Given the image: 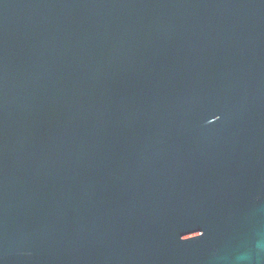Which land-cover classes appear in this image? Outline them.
I'll list each match as a JSON object with an SVG mask.
<instances>
[{"label":"water","instance_id":"water-1","mask_svg":"<svg viewBox=\"0 0 264 264\" xmlns=\"http://www.w3.org/2000/svg\"><path fill=\"white\" fill-rule=\"evenodd\" d=\"M0 264H264V0H0Z\"/></svg>","mask_w":264,"mask_h":264}]
</instances>
